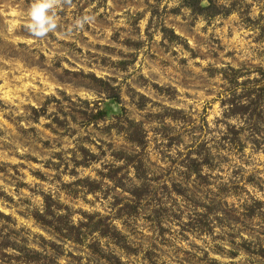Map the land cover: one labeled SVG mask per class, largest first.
I'll list each match as a JSON object with an SVG mask.
<instances>
[{
    "label": "rangeland",
    "instance_id": "374dc122",
    "mask_svg": "<svg viewBox=\"0 0 264 264\" xmlns=\"http://www.w3.org/2000/svg\"><path fill=\"white\" fill-rule=\"evenodd\" d=\"M30 3L0 0V264H23L25 248L49 264H264V119L246 128L221 104L241 93L222 70H250L243 81L264 69V0H214L209 19L182 0H58L43 38L24 26ZM35 213H97L125 239L77 243Z\"/></svg>",
    "mask_w": 264,
    "mask_h": 264
},
{
    "label": "trees",
    "instance_id": "16d2710c",
    "mask_svg": "<svg viewBox=\"0 0 264 264\" xmlns=\"http://www.w3.org/2000/svg\"><path fill=\"white\" fill-rule=\"evenodd\" d=\"M182 5L187 7L191 10L194 14H198L206 19L212 18L216 16L217 14L221 13L220 8L214 3V0H182ZM162 32L169 35L168 39L172 41L173 39H180L179 36H177L173 30L169 28H161ZM121 64V62L119 63ZM123 64V62H122ZM250 70H243V69H235V68H228L225 70H222V75L224 79L227 81V83L233 87L234 89H241V93L238 96L233 95L231 98H229L226 101H222V107L224 109V114L228 117H238L240 119H243L246 124V128H257L260 122V119H264L262 116L261 107L264 102V69L258 68L255 70L257 75L256 78H247L243 81H240L241 78L245 77L244 73H248ZM93 81L97 82L101 86L104 87V89H109L111 86L108 82L104 81L102 78H98L95 75H89ZM107 112L104 110L98 109V111L93 114L91 120L100 121L105 117V114ZM124 120L127 123L126 127L122 126V129L126 130L127 132V139L132 143H143V131L141 128L137 125L136 122L133 120H130L126 117H124ZM242 128H236L235 126H229V132L233 134L231 141L234 142H240L239 136ZM190 171H193L194 174H196L197 177L200 178V170L199 168L191 169L189 167ZM80 183L82 182H88L91 183L93 186L97 184V181L95 180H89V179H82L78 180ZM97 189V188H96ZM94 191V190H91ZM133 200L131 202H127L128 208H134V203L138 202L140 200L141 195L133 194ZM51 201L50 197L47 198V202ZM254 204L257 205V207H261L263 202L261 201H254ZM50 206H48L49 208ZM254 206H250L249 209L254 211ZM34 218L39 221L40 223L48 226H53V229L56 231V233L68 240H73L74 242H82L85 238L88 236H91L93 233H99L101 236L108 238L109 240H112L115 242V244H118L120 240L125 239V236L121 234V232L113 226L108 217L100 216L99 214H87L85 213L83 216L84 220H80L77 224H69L64 223L62 221L63 216L59 217V220H57L55 223H51L46 219L47 214H39L35 213ZM263 215V214H262ZM0 216L3 218H8L7 216L0 213ZM264 216V215H263ZM67 218V217H66ZM121 247L127 248V244H121ZM90 248L93 250V253H96L99 256H104L103 251L99 248L98 245L95 243L90 244ZM26 250H19L17 256H15V259L18 262H21L23 264H49L46 261V257L43 256L42 253L30 250L28 248H25ZM2 251V252H1ZM0 253L2 254V257L6 259V257L10 256L6 254V252H3V250L0 249ZM1 257V258H2ZM106 257V256H105ZM10 257L9 259H11ZM117 259V258H116ZM117 264H121L120 260L117 259ZM55 261V260H54Z\"/></svg>",
    "mask_w": 264,
    "mask_h": 264
},
{
    "label": "clouds",
    "instance_id": "9594fccd",
    "mask_svg": "<svg viewBox=\"0 0 264 264\" xmlns=\"http://www.w3.org/2000/svg\"><path fill=\"white\" fill-rule=\"evenodd\" d=\"M57 5L58 0H31L24 26L33 37L43 38L55 32L58 26ZM88 21L89 17L84 15L75 18L74 25L82 27Z\"/></svg>",
    "mask_w": 264,
    "mask_h": 264
}]
</instances>
